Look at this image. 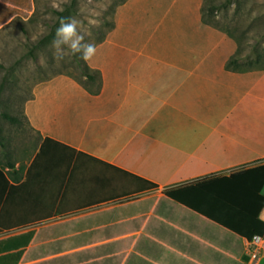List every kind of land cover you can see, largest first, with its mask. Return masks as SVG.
<instances>
[{
  "label": "crops",
  "instance_id": "0c3cea01",
  "mask_svg": "<svg viewBox=\"0 0 264 264\" xmlns=\"http://www.w3.org/2000/svg\"><path fill=\"white\" fill-rule=\"evenodd\" d=\"M204 2L126 0L0 125V264H252L215 217L261 219L264 184L217 179L264 165V69L227 67Z\"/></svg>",
  "mask_w": 264,
  "mask_h": 264
},
{
  "label": "rangeland",
  "instance_id": "374dc122",
  "mask_svg": "<svg viewBox=\"0 0 264 264\" xmlns=\"http://www.w3.org/2000/svg\"><path fill=\"white\" fill-rule=\"evenodd\" d=\"M125 1L0 0L1 110L21 117V109L35 84L66 72L74 57L79 56L67 46H62V59L53 56L51 42L61 19L76 20L83 42L95 45L113 29L116 10ZM210 5L215 10L208 19L235 37V55L243 67L258 53L264 55V0H205L204 6ZM208 10L203 8L206 14ZM254 65L264 68V60ZM0 125L17 126L1 115Z\"/></svg>",
  "mask_w": 264,
  "mask_h": 264
},
{
  "label": "trees",
  "instance_id": "16d2710c",
  "mask_svg": "<svg viewBox=\"0 0 264 264\" xmlns=\"http://www.w3.org/2000/svg\"><path fill=\"white\" fill-rule=\"evenodd\" d=\"M125 1V0H123ZM15 3H20V2H15ZM209 9L208 14H206V12H204L203 15V19L205 23L211 24V25H215L214 20H209L211 14H213V11L215 10L214 7L212 5L210 6H204V9ZM209 18V19H208ZM1 22V20H0ZM218 27V26H216ZM219 28V27H218ZM229 34H231L229 32ZM235 55V54H234ZM264 55H262L261 53H258L255 60H252L249 62V65L247 67H243L240 63V57L235 55L232 56L228 62H227V67L229 69H233V70H248V69H264V68H260V67H256V65H254V63H259L260 61L264 60ZM254 61V62H253ZM3 91V85L0 84V100H1V94ZM0 115L5 117L6 119H8L9 121H11L12 123H16L18 122V118L15 116H12L11 114L7 113V112H3L0 108ZM247 175H245L246 173ZM216 178V176H215ZM219 178V177H218ZM217 180H221V182H225V184H231L234 185L236 183L240 184V185H244L246 187V190H249V192H253V193H259L260 188L263 186L264 184V165L262 166H258V167H254L252 169L246 170L244 172H238V173H234L231 174V176L229 178H225V179H217ZM150 185H155L151 182H148ZM256 197V196H255ZM258 199H261V197H257ZM256 198H254L253 201H255ZM263 200V199H262ZM254 202L251 203V205H253ZM260 206L257 210V212H251L252 211V207H249V211H247V213L245 211H240V210H235V213H232V207H228L227 210L225 211V213H223V215L221 216H216L215 217V221L219 222L220 224H222L223 226L231 229L232 231L236 232L238 235L247 237L248 239H251L253 237V235L255 234H259L262 235L264 234V221L261 220L259 218V210L261 209L262 205H263V201H260ZM256 211V209H255Z\"/></svg>",
  "mask_w": 264,
  "mask_h": 264
},
{
  "label": "clouds",
  "instance_id": "9594fccd",
  "mask_svg": "<svg viewBox=\"0 0 264 264\" xmlns=\"http://www.w3.org/2000/svg\"><path fill=\"white\" fill-rule=\"evenodd\" d=\"M83 41L84 37L78 33V22L71 18L61 19L51 42L54 58L62 59V46H67L73 54L79 53L82 60L89 61L96 52V46Z\"/></svg>",
  "mask_w": 264,
  "mask_h": 264
},
{
  "label": "built area",
  "instance_id": "2783aa9c",
  "mask_svg": "<svg viewBox=\"0 0 264 264\" xmlns=\"http://www.w3.org/2000/svg\"><path fill=\"white\" fill-rule=\"evenodd\" d=\"M261 219L264 221V210ZM248 260L252 264H261L264 261V234H255L249 239Z\"/></svg>",
  "mask_w": 264,
  "mask_h": 264
}]
</instances>
